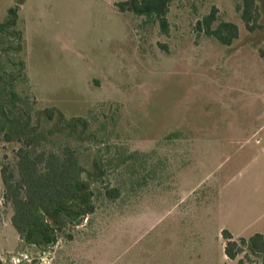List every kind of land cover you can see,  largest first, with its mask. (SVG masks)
I'll return each instance as SVG.
<instances>
[{
    "label": "rangeland",
    "instance_id": "1",
    "mask_svg": "<svg viewBox=\"0 0 264 264\" xmlns=\"http://www.w3.org/2000/svg\"><path fill=\"white\" fill-rule=\"evenodd\" d=\"M118 1L24 0L18 10L28 85L19 56L0 51L16 91L36 110L89 120L69 134L48 132L55 118L41 116L42 147L69 144L105 174L91 183L94 213L46 250L19 239L0 203V264H253L225 256L221 231L264 232V0L250 28L242 0H174L167 34ZM13 4L0 0V22ZM212 6L216 24L238 26L230 45L194 29ZM17 146L0 134V165L4 154L14 164Z\"/></svg>",
    "mask_w": 264,
    "mask_h": 264
},
{
    "label": "trees",
    "instance_id": "2",
    "mask_svg": "<svg viewBox=\"0 0 264 264\" xmlns=\"http://www.w3.org/2000/svg\"><path fill=\"white\" fill-rule=\"evenodd\" d=\"M14 4L7 9L5 19L0 22V51L7 48L19 56L15 67L22 70L25 84L28 85L24 72V62L20 57L23 49L22 31L16 27L18 10L24 0H13ZM174 0H122L116 2L121 12H130L144 16L157 22L162 33L167 34L169 23L167 13ZM254 0H242L241 19L245 26L250 23L255 14ZM218 9L212 6L210 10L198 19L194 25L197 33L215 38L223 45H230L239 36L236 23L218 21ZM13 36V43L3 46L4 37ZM3 36V38H2ZM259 55L264 57V48ZM17 74L5 72L0 60V134L6 143L15 142L18 146L13 150L14 164L7 162L6 155L0 165L1 204L12 207L11 224L19 239L27 245H33L46 250L56 244L61 237L72 239L68 234L74 228L93 214L96 209V199L91 183L101 181L105 174L103 165L98 158L92 160V169L86 170L80 161L74 147L65 144L59 150L42 147L43 132L39 129V118L45 120L55 118L48 132L66 130L67 133L80 134L89 127V120L83 116L67 118L55 107H43L36 110L28 102V96H21L15 89ZM79 134V132H78ZM105 195L114 199L119 195V188H107ZM224 254L228 259H235L244 253L248 260L257 264L250 257H260L264 264V232H256L249 237L235 238L227 229L221 231ZM239 263L243 262L240 258Z\"/></svg>",
    "mask_w": 264,
    "mask_h": 264
},
{
    "label": "crops",
    "instance_id": "3",
    "mask_svg": "<svg viewBox=\"0 0 264 264\" xmlns=\"http://www.w3.org/2000/svg\"><path fill=\"white\" fill-rule=\"evenodd\" d=\"M28 78V77H27ZM29 79V78H28Z\"/></svg>",
    "mask_w": 264,
    "mask_h": 264
}]
</instances>
